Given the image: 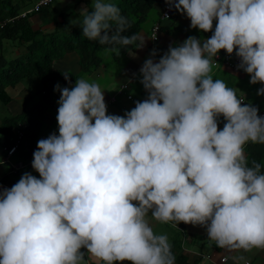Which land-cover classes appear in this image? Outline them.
Wrapping results in <instances>:
<instances>
[{
    "label": "clouds",
    "instance_id": "9594fccd",
    "mask_svg": "<svg viewBox=\"0 0 264 264\" xmlns=\"http://www.w3.org/2000/svg\"><path fill=\"white\" fill-rule=\"evenodd\" d=\"M165 2L192 28L212 31L215 20L211 37L189 36L158 62L145 60L147 98L123 116L107 114L95 82L55 86L59 134L37 142L31 163L39 178L25 172L0 186V264H174L149 213L205 227L221 248L264 249V172L244 151L248 142L264 144V116L210 75L218 52L235 50L250 83L264 85V0ZM91 7L81 11L83 36L143 46L122 35L127 20L115 3Z\"/></svg>",
    "mask_w": 264,
    "mask_h": 264
},
{
    "label": "crops",
    "instance_id": "0c3cea01",
    "mask_svg": "<svg viewBox=\"0 0 264 264\" xmlns=\"http://www.w3.org/2000/svg\"><path fill=\"white\" fill-rule=\"evenodd\" d=\"M36 1L27 0L19 12L30 10ZM11 2L14 3L15 0H11ZM162 3L156 4V11L142 24L137 34L139 38L144 39L142 47H137L140 43V40H137L134 47L124 52L113 53L109 49H104L100 52L99 62L92 69L83 68L79 63L78 54L73 50H67L60 58L55 59L52 64L53 68L69 74L71 84L67 81L66 87L74 86L76 79L80 78L99 84L107 104V114L123 116L126 111L135 107L137 101L146 99L148 93L141 83L142 75L140 73V68L145 60L152 58L154 62H158L170 45L178 46L189 36H194L203 42L211 37L216 24L214 20L213 30L208 32L192 28L186 14L177 10L170 19L161 20ZM85 7L92 11L91 0H52L49 5L41 7L37 12L28 13L24 18L28 21L32 31L39 35V38L46 39L53 33H61L68 25L82 21L81 11ZM7 20L12 19L7 18L4 21ZM155 22L160 24V29L157 39L153 40L151 31ZM27 46V43L18 39H3L0 46V72L3 66L6 67L13 61L23 58L28 52ZM154 51L155 55L153 56ZM220 52H225V50L221 49ZM210 75L212 78L223 80L232 85L237 95L245 99L246 104L258 108L264 101V95H257V90L264 85L250 83V75L244 70H234L218 62L213 65ZM28 76L14 84L5 86L9 101L3 103L4 106H0V186L3 188L12 187L25 172L39 178V173L32 168L31 163L33 152L37 150V143L36 148L27 154L25 145L19 143V140H23V135L21 137L18 135L22 131V127L15 129L13 135L18 140L17 150L12 155H8L10 139L1 133L4 117L20 115L24 110L36 107V103L42 99L44 93L38 92L39 84L34 89L36 84ZM122 84H126L123 89H121ZM57 110L55 105H49L39 115L37 142L58 132ZM25 143L26 141H24ZM18 163L20 165L14 167V164ZM261 171L264 172V167ZM147 219L154 233L166 235L169 244L174 239H179L180 254L184 259L183 264H219L220 258L223 256L226 257L223 264H245V262L264 264V249L253 248L246 251L244 249L221 248L214 241L208 239L205 227L200 225L174 221L161 223L153 220L150 213ZM81 251L85 252L87 260V250L82 248ZM113 264H132V262L128 260L114 261Z\"/></svg>",
    "mask_w": 264,
    "mask_h": 264
},
{
    "label": "trees",
    "instance_id": "16d2710c",
    "mask_svg": "<svg viewBox=\"0 0 264 264\" xmlns=\"http://www.w3.org/2000/svg\"><path fill=\"white\" fill-rule=\"evenodd\" d=\"M26 1L15 0L12 3L11 0H0V46L3 39H18L28 44V52L23 58L1 68L0 101L2 103L9 101V96L5 90L7 84H14L28 75H34L38 79L40 86L38 92L44 94L41 97L42 99L36 103V107L24 110L20 115L4 117L1 126V133L7 135L10 139L8 147L16 141L13 130L22 127L23 140H19V143L25 145L27 154H30L36 148L40 124L39 115L49 105H55L58 109L57 101L60 92L54 90L55 86L59 84L61 87H66L68 81L65 80L63 72L53 68V61L60 58L65 51L73 50L78 54L81 66L92 69L99 62L102 50L109 49L113 53L124 52L134 47L135 43L127 46L121 44L101 45L98 40H89L83 36L82 21L70 24L61 33H53L46 39L39 38V35L32 31L26 18L18 16ZM163 1L117 0L112 2L119 8L120 15L127 20V26L122 35L132 36L135 34L137 36L142 24L156 11V4ZM7 18L13 19L4 21ZM113 30H115V25H113ZM213 79L215 80V78ZM225 84L233 89L232 85ZM237 98H239L238 95ZM225 122L223 116L218 118V130L223 128ZM24 141H26L25 144ZM244 151L249 166L255 161L261 164V169L264 167V144L248 142L244 145ZM170 245L171 252L175 257L174 264H183L184 259L180 254L179 239H174Z\"/></svg>",
    "mask_w": 264,
    "mask_h": 264
},
{
    "label": "built area",
    "instance_id": "2783aa9c",
    "mask_svg": "<svg viewBox=\"0 0 264 264\" xmlns=\"http://www.w3.org/2000/svg\"><path fill=\"white\" fill-rule=\"evenodd\" d=\"M51 1L52 0H46V2H45V0H37L30 10L21 12L19 14V16L25 17L30 12H37L41 9V7L49 5L51 3ZM175 11H176V9L174 7H169V4L166 3L164 0L162 3L161 11H160V19L161 20L170 19L174 15ZM10 19H13V18H10ZM159 29H160V24L158 22H155L152 25V31H151L152 39L154 37H155L154 39H157ZM218 62H221L222 64H224V65H226V66H228L234 70H243V69L237 67V65L240 63V58L235 54V50L231 55H229L226 51L220 52V53L218 52V54L214 57L213 65L218 64ZM125 87H126V84L121 85V89H123ZM128 98H131V96H128ZM238 99L242 100V104H245V99L243 97H239ZM258 115L264 116V101L262 102V104L260 105V108L258 109ZM56 134L58 135L59 133L57 132ZM18 135H19V137H21L23 135V132L20 131L18 133ZM17 146H18V140H16L9 147L7 154L12 155L17 150ZM18 165H20V163L14 164V167H16ZM225 261H226V257L223 256L220 258L219 264H223ZM245 264H249V262H245Z\"/></svg>",
    "mask_w": 264,
    "mask_h": 264
},
{
    "label": "rangeland",
    "instance_id": "374dc122",
    "mask_svg": "<svg viewBox=\"0 0 264 264\" xmlns=\"http://www.w3.org/2000/svg\"><path fill=\"white\" fill-rule=\"evenodd\" d=\"M116 2L117 0H110V2ZM4 49H6V47H4ZM5 52H6V50H5ZM29 77V79L30 80H34V82H35V84H36V86H35V88L34 89H36L37 87H38V84H39V82H38V80L35 78V76L34 75H30V76H28ZM0 106H4V104L0 101Z\"/></svg>",
    "mask_w": 264,
    "mask_h": 264
}]
</instances>
